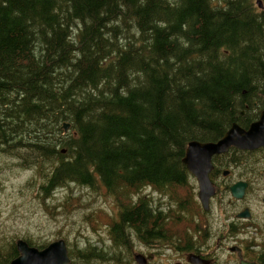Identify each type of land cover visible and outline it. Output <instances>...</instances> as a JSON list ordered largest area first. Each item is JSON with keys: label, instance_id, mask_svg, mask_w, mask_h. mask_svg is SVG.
Segmentation results:
<instances>
[{"label": "trees", "instance_id": "trees-1", "mask_svg": "<svg viewBox=\"0 0 264 264\" xmlns=\"http://www.w3.org/2000/svg\"><path fill=\"white\" fill-rule=\"evenodd\" d=\"M263 88L264 0H0V155L32 167L44 198L152 186L189 217V143L256 118ZM140 198L112 223L125 252L69 250L71 264H122L133 236L170 245ZM18 256L14 242L0 264Z\"/></svg>", "mask_w": 264, "mask_h": 264}, {"label": "rangeland", "instance_id": "rangeland-1", "mask_svg": "<svg viewBox=\"0 0 264 264\" xmlns=\"http://www.w3.org/2000/svg\"><path fill=\"white\" fill-rule=\"evenodd\" d=\"M41 181L32 167L23 166L11 155H0V257L19 239H30L37 246H49L64 239L72 252L78 249L84 252L92 249H97V252H125V249L112 245V223L119 219L122 205L133 204L140 197L154 211L163 213L169 230L175 231L176 235L171 237L170 245L167 241H160L154 250L139 237L133 236L130 244L132 256L123 260L122 264H137L135 254H155L151 264L185 263L189 255L186 252H190L184 249L186 246L207 248L211 244L206 237V233L211 232V217L207 220L206 215H202L204 210L198 199L195 179L192 181L194 189L188 187L179 191L180 200L189 198L195 203L190 207L191 213L185 212L189 217L179 212L177 205L170 202L173 200L168 194L163 195L152 186L129 191H124L125 188L118 193H110L105 187L96 192L71 184L44 198ZM75 264L88 263L78 260ZM90 264L120 263L104 260Z\"/></svg>", "mask_w": 264, "mask_h": 264}, {"label": "flooded vegetation", "instance_id": "flooded-vegetation-1", "mask_svg": "<svg viewBox=\"0 0 264 264\" xmlns=\"http://www.w3.org/2000/svg\"><path fill=\"white\" fill-rule=\"evenodd\" d=\"M262 99L264 103V96ZM263 111L256 118H248L245 125L231 123L221 137L211 142L223 139L234 124L248 130ZM241 116L247 115L242 112ZM211 166L213 194L209 210L202 214L207 220L211 217V232L206 233L211 244L207 248L186 246L184 249L190 251L186 252L187 257H199L208 264H264V147L253 150L231 147L227 152L213 155ZM159 243L160 240L147 245L154 250ZM149 256L153 259L147 264L156 258L155 254L146 257ZM176 264L192 263L188 260Z\"/></svg>", "mask_w": 264, "mask_h": 264}, {"label": "water", "instance_id": "water-1", "mask_svg": "<svg viewBox=\"0 0 264 264\" xmlns=\"http://www.w3.org/2000/svg\"><path fill=\"white\" fill-rule=\"evenodd\" d=\"M260 8H263L262 2L258 1ZM264 96V89L261 91ZM65 131H68L70 124L63 125ZM231 147L241 150H253L264 147V111L258 121L253 123L248 130L241 128L238 124H234L227 132L225 137L218 142H200L192 141L189 143L183 163L188 171L198 180L199 199L205 210L210 208V200L213 194V186L211 184V157L217 153L227 152ZM236 193V191H234ZM16 247L19 257L10 264H70L67 243L64 239H60L51 243L43 250H39L30 246L25 240L16 241ZM148 258L142 254H136L135 260L137 264H147ZM192 264H208L202 262L199 257H190Z\"/></svg>", "mask_w": 264, "mask_h": 264}]
</instances>
